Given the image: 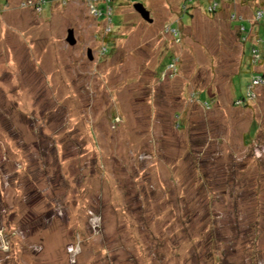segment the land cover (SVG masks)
Wrapping results in <instances>:
<instances>
[{
  "label": "rangeland",
  "instance_id": "rangeland-1",
  "mask_svg": "<svg viewBox=\"0 0 264 264\" xmlns=\"http://www.w3.org/2000/svg\"><path fill=\"white\" fill-rule=\"evenodd\" d=\"M226 2L0 0V264H264L253 4Z\"/></svg>",
  "mask_w": 264,
  "mask_h": 264
},
{
  "label": "trees",
  "instance_id": "trees-1",
  "mask_svg": "<svg viewBox=\"0 0 264 264\" xmlns=\"http://www.w3.org/2000/svg\"><path fill=\"white\" fill-rule=\"evenodd\" d=\"M186 1L187 0H184L183 7L186 5ZM222 1H229V2H226L227 5L228 3L232 4V2L230 1L235 2V0H203V2L205 3V13L209 14L210 16H213L216 13H218V11H220L222 8V5H223L221 4ZM238 1L240 5L253 4V13H252L251 19L242 17L241 15H239V17L237 18L235 14L228 15V19L231 18L230 19L231 21L238 22L237 27L235 26L234 27L236 28L235 29V33L237 37L236 40L238 41L239 48H240V59L238 62L239 65L242 64L241 63L243 59L242 56H244L246 52V49L244 48V44L248 40H252V43H253V45L251 46L249 50L248 56H247V63H248L247 68L251 72L250 82L248 83L246 87L244 95L239 98L233 99L231 103L233 107L243 109V108L249 107L252 101L255 100L256 95H257V87H262V85L264 84V70L263 71L261 70V65L264 63V53H263V49L261 48V44L263 41L258 33H256V35L254 33V25L259 23L264 17V0H238ZM183 7L181 10L185 11ZM245 22L250 23V28L246 27ZM167 64L170 66L173 64V61L170 60ZM256 80H258L259 82L255 84L254 82ZM204 103L206 104L208 108L209 104L206 101ZM258 129H259V126L256 122H252L250 124V128L247 134V138L249 141L252 140L253 136H255L256 131Z\"/></svg>",
  "mask_w": 264,
  "mask_h": 264
},
{
  "label": "water",
  "instance_id": "water-1",
  "mask_svg": "<svg viewBox=\"0 0 264 264\" xmlns=\"http://www.w3.org/2000/svg\"><path fill=\"white\" fill-rule=\"evenodd\" d=\"M134 10L141 16V18L144 21H147L149 23H151V19L149 16V12L144 8V6L142 4H135L134 5ZM66 41L70 44V45H74L75 43V38L73 36V32L70 30L68 31V36ZM87 55L89 57V59H92V54H91V50L87 51Z\"/></svg>",
  "mask_w": 264,
  "mask_h": 264
},
{
  "label": "built area",
  "instance_id": "built-area-1",
  "mask_svg": "<svg viewBox=\"0 0 264 264\" xmlns=\"http://www.w3.org/2000/svg\"><path fill=\"white\" fill-rule=\"evenodd\" d=\"M97 1H101V0H90L91 3H95V2H97ZM102 1H103V2L105 1L106 3H109V0H102ZM98 3H99V2H98ZM98 3H97V4H98ZM95 7H96V5H95ZM91 9H92L93 13L95 14V16H98V17H100V15H101V16H104V18H105L106 20H108V22H111L110 15L112 14V11H111V9H110L109 6H107L106 11H105L104 13H102V11H100V10L95 9V8L93 7V4H92ZM257 82H259V81L256 80L254 83L256 84Z\"/></svg>",
  "mask_w": 264,
  "mask_h": 264
}]
</instances>
